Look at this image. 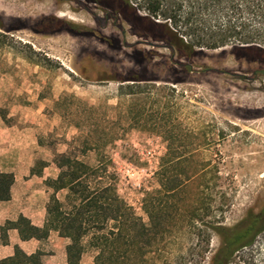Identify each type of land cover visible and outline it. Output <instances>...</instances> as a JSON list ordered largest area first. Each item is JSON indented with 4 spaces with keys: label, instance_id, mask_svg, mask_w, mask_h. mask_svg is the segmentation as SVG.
I'll return each instance as SVG.
<instances>
[{
    "label": "rangeland",
    "instance_id": "374dc122",
    "mask_svg": "<svg viewBox=\"0 0 264 264\" xmlns=\"http://www.w3.org/2000/svg\"><path fill=\"white\" fill-rule=\"evenodd\" d=\"M113 6L0 0V74L10 84L0 107H52L63 125L45 136L51 146L62 148L64 127L66 154L106 165L143 225L151 221L147 211L174 213L148 247L128 248L124 264H210L222 243L215 228L231 229L264 204V47L194 48L181 58L139 38L138 26ZM50 18L57 22L43 24ZM177 31L185 44L211 34ZM139 103L147 114L135 124L125 107ZM166 180L178 187L151 209L147 199ZM228 264H264V226Z\"/></svg>",
    "mask_w": 264,
    "mask_h": 264
},
{
    "label": "trees",
    "instance_id": "16d2710c",
    "mask_svg": "<svg viewBox=\"0 0 264 264\" xmlns=\"http://www.w3.org/2000/svg\"><path fill=\"white\" fill-rule=\"evenodd\" d=\"M101 1L114 3L112 8L127 15L128 22L138 26L136 34L139 38L145 42L150 40L148 44L151 46L164 43L181 58L186 51L192 54L194 48L216 50L235 44L240 50H263L264 47V0ZM141 9L145 15L138 13ZM158 18L164 22L156 21ZM42 22L48 25L57 20L50 18ZM178 29L205 30L211 34L205 39L195 37L194 41L185 44L178 35ZM37 33L46 34L49 31L39 30ZM130 94L121 93V96ZM125 113L131 122L138 124L144 120L147 109L139 103L125 107ZM0 115L4 118V114ZM151 127L158 133L163 131V126L158 123L152 122ZM139 128L142 129V126ZM99 145L93 144L96 149ZM54 161L60 173L51 184L56 190L67 189L74 203L69 212H64L53 197L48 208L52 217L51 226L72 242L67 249L69 264H78L82 252L79 241L85 237L90 238V245L96 251L93 264H124L123 259L130 246L137 250L148 247L158 234L166 232L165 226L173 221L174 213L159 210L154 213L147 211L151 219L149 226L134 218L133 212L119 198L113 177L103 163L91 167L66 153L56 155ZM12 182V175L0 173V201L9 199ZM175 182L171 184L166 180L160 183L161 190L157 195L147 199L151 209H158L164 197L171 198V193L178 187ZM263 226L264 204L261 212L247 213L231 229L216 227L222 243L211 257L210 264H228L235 251L250 244ZM0 264H39V261L37 256L27 257L17 250L15 258L0 261Z\"/></svg>",
    "mask_w": 264,
    "mask_h": 264
},
{
    "label": "crops",
    "instance_id": "0c3cea01",
    "mask_svg": "<svg viewBox=\"0 0 264 264\" xmlns=\"http://www.w3.org/2000/svg\"><path fill=\"white\" fill-rule=\"evenodd\" d=\"M9 85L5 74H0V106ZM1 109L0 173L12 175L13 182L9 199L0 201V261L15 258L18 250L27 257L37 256L39 264H69L67 249L72 242L51 226L48 212L53 197L64 212L74 204L67 189L56 190L51 184L60 173L54 158L66 153L68 136L62 127L60 150L45 136H52V130L63 125L61 116L52 107L25 103ZM83 239L78 264H93L96 252Z\"/></svg>",
    "mask_w": 264,
    "mask_h": 264
},
{
    "label": "flooded vegetation",
    "instance_id": "af4514ba",
    "mask_svg": "<svg viewBox=\"0 0 264 264\" xmlns=\"http://www.w3.org/2000/svg\"><path fill=\"white\" fill-rule=\"evenodd\" d=\"M161 45H162V47L163 48H167V49H169V50H172L170 47H168L166 44H164V43H161ZM185 66V65H184ZM189 67H191V66H189ZM263 208V205L260 207V209L257 211V212H261V209ZM251 212H253V210L252 209H250V210H248L247 211V213H251ZM246 213V214H247Z\"/></svg>",
    "mask_w": 264,
    "mask_h": 264
}]
</instances>
